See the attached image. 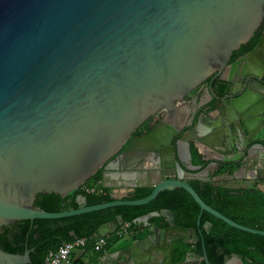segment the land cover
Here are the masks:
<instances>
[{"label": "water", "instance_id": "1", "mask_svg": "<svg viewBox=\"0 0 264 264\" xmlns=\"http://www.w3.org/2000/svg\"><path fill=\"white\" fill-rule=\"evenodd\" d=\"M263 19L264 0H0V264H29L30 254L68 228L58 218L143 204L175 186L192 196L200 213L264 234L207 205L187 182L209 181V170L223 162L238 165L236 181L221 184L231 193L264 187V72L252 67L236 97L214 84L213 97H226L214 105L218 115L204 113L203 132L188 128L172 141L183 125L177 104L233 51L246 48ZM263 51L264 32L246 58L255 62ZM161 110L172 112V120L132 135ZM195 119L199 124L200 114ZM191 143L202 154L206 145L222 155L202 168L192 161ZM98 169L112 201L87 205L79 194L78 208L54 210ZM143 186L152 187L147 196L128 198ZM155 216L168 226L150 224ZM121 220L103 223L96 238ZM134 221L148 234L99 261L190 263L192 253L177 259L174 244L199 240L200 229L177 225L168 209ZM235 258L243 264L234 253L221 264ZM200 260L209 264L205 250L191 264Z\"/></svg>", "mask_w": 264, "mask_h": 264}, {"label": "trees", "instance_id": "2", "mask_svg": "<svg viewBox=\"0 0 264 264\" xmlns=\"http://www.w3.org/2000/svg\"><path fill=\"white\" fill-rule=\"evenodd\" d=\"M257 37H253L245 50L251 49L257 42ZM244 50V51H245ZM191 154L194 157V164L204 166L206 161L195 148ZM220 168L214 172L216 175ZM101 169H98L85 183L75 189L65 200L54 207L56 212L76 209L79 204L77 196L82 194L86 197V204L93 205L112 201L110 189L102 187ZM188 183L193 187L199 197L210 207L217 210L234 222L257 230H264V189L258 187L239 189L242 195L231 193V189L217 184V181H202L190 179ZM152 191V187H137L128 197L138 199L147 196ZM168 209L174 214V221L177 225L185 228H193L196 232L201 230V237L194 242L192 250L201 257L205 250L209 264H221L226 254L234 253L241 257L243 264H264V234L250 233L235 228L223 220L213 216L207 211L200 213V207L192 196L183 188L175 186L161 190L153 199L143 204L115 205L89 212L75 214L58 218L57 221H65L69 226L58 238L52 239L32 254H30L29 264H42L49 251L55 250L64 242L72 241L75 238H85L86 249H93L96 234L99 227L106 222H110L117 215L122 216L118 227L124 222L129 223V232L133 233L140 225L134 220L140 215L151 211ZM200 214V224H196ZM210 222V226L205 228L204 223ZM150 224L159 227H167L168 223L162 216H155L149 219ZM121 235L117 230L105 236L107 243L111 245L120 239ZM175 256L182 259L186 251L191 249V244L183 243L181 240L175 242ZM71 264H83L73 261ZM200 264H206L201 260Z\"/></svg>", "mask_w": 264, "mask_h": 264}, {"label": "flooded vegetation", "instance_id": "3", "mask_svg": "<svg viewBox=\"0 0 264 264\" xmlns=\"http://www.w3.org/2000/svg\"><path fill=\"white\" fill-rule=\"evenodd\" d=\"M262 32H264V19L261 25L257 28V30L254 33L255 37H257L259 34L257 42L259 41ZM257 42L249 50L248 49L245 50L243 49V47H240L239 49L233 51L228 62L223 68L216 69L210 76H208L206 79H204L199 84H197L189 93L183 96L179 104H177L178 100L175 101L177 107L179 108L182 114L180 121L183 122V125L181 126L180 132L172 138L173 142L176 139H178L181 136V133L186 131L188 128L196 127L198 131L203 132L208 125V121L204 119L203 116L204 113L210 112L211 113L210 115L212 117L218 115V111L213 112L216 108L214 105L215 104H218L219 106L222 105L223 104L222 102L226 97L225 96H221L218 98L213 97L212 90L214 84H218L221 87V89L224 90L231 97H236L239 94H243V92L245 91L246 87L244 85L245 84L244 81L246 79L248 80L250 79L251 76H249L248 71L252 67L258 68V70L262 71V73L264 72L263 54L261 53L255 54L254 55L255 62L253 60H249L246 58L251 52H253V49L255 48ZM229 99L231 98L229 97ZM199 114H200V121L199 124L196 125L195 118ZM171 116H172V112H170L169 110L158 111L153 115H151L138 128H136V130L132 133V135L137 138L143 136L144 134L150 132L153 128L158 127L161 124L168 123V121H171L172 120ZM192 148H195L198 152V148H196L193 143H191L190 145V150H192ZM204 152H205L204 155L207 156L208 158L205 160L202 159L206 161V164L202 166V168H204L207 164L211 162V160H208L209 158L213 159L216 157H220L222 155L218 153L215 149L214 150L211 149L209 154L207 153L208 151L204 150ZM148 155L153 156V154H148ZM193 160L194 157L192 156V161ZM222 163L223 162H221L219 166H214L209 170L208 177H210V180H213V178H215V180L213 181H217V184L219 185L236 181L235 178H230L228 175L230 174L232 175L233 172L237 169L238 165L236 164L225 165ZM219 168H220V172L217 173L216 175H213L214 172H216ZM224 174H226L228 177L226 178L221 177ZM168 177L172 178L175 177V175L167 176L166 178ZM190 179H188L187 182ZM137 182H141V180L138 179ZM258 187H261V185ZM201 257H198L197 260H199Z\"/></svg>", "mask_w": 264, "mask_h": 264}, {"label": "crops", "instance_id": "4", "mask_svg": "<svg viewBox=\"0 0 264 264\" xmlns=\"http://www.w3.org/2000/svg\"><path fill=\"white\" fill-rule=\"evenodd\" d=\"M208 151L207 153L209 154V152L211 151V148L210 147H208V146H206V145H201L200 146V151ZM198 153L201 155V158L202 159H207L208 157L207 156H205L204 154H202L201 152H199V150H198ZM247 171H243V176H244V174L246 173ZM229 177H231L232 178V175L230 174V175H228ZM226 174H224V175H222L221 177H224V178H226V177H228ZM261 188H263L264 189V187H262L261 186ZM142 226L143 225H140L138 228H137V230H134V232L133 233H131V232H129V233H127V234H123V235H121L120 236V239L117 241V242H115L114 244H111V245H106L105 247H104V249L103 250H101V251H96V250H94V249H92V248H90L91 250H92V252H88V249H86L84 246L83 247H80V248H78V249H80L81 251H79L78 253H72L71 254V263L73 262V261H80V262H82L83 264H86V263H94V264H109L110 263V261H105V263L104 262H102V261H99L98 260V257L99 256H102L104 253H109L108 255H107V257L108 258H111L112 256H116V251H119V250H121V249H123V248H126V247H128V246H130L135 240H140V239H143L147 234H148V232L145 230V229H143L142 228ZM107 236V235H106ZM194 242H196V241H193L192 243H189V244H191V249H189V252H191L192 254H191V256H190V258H189V260L188 261H190V263H188V264H191V263H193V261H194V259H198V257L199 256H197L195 253H194V251L192 250V248H193V245H194ZM84 250V251H83ZM144 252V251H146L145 250V248L144 249H139V250H137L136 251V253L137 252ZM106 257V258H107ZM237 257H239L238 255H237ZM241 258V257H240ZM242 260V259H241ZM240 262L238 261V259L237 258H235V259H232L231 261H230V264H239Z\"/></svg>", "mask_w": 264, "mask_h": 264}, {"label": "built area", "instance_id": "5", "mask_svg": "<svg viewBox=\"0 0 264 264\" xmlns=\"http://www.w3.org/2000/svg\"><path fill=\"white\" fill-rule=\"evenodd\" d=\"M117 234L123 235L129 233V223L124 222L121 227H117ZM105 236L95 239L93 249L101 251L106 246ZM85 238H75L72 241L64 242L55 250L49 251L42 264H71V254L73 249L85 246Z\"/></svg>", "mask_w": 264, "mask_h": 264}, {"label": "rangeland", "instance_id": "6", "mask_svg": "<svg viewBox=\"0 0 264 264\" xmlns=\"http://www.w3.org/2000/svg\"><path fill=\"white\" fill-rule=\"evenodd\" d=\"M88 252H92V250L91 249H88Z\"/></svg>", "mask_w": 264, "mask_h": 264}]
</instances>
